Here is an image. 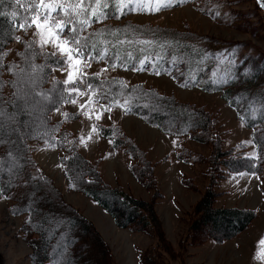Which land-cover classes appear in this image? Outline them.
<instances>
[{
  "label": "trees",
  "instance_id": "16d2710c",
  "mask_svg": "<svg viewBox=\"0 0 264 264\" xmlns=\"http://www.w3.org/2000/svg\"><path fill=\"white\" fill-rule=\"evenodd\" d=\"M133 1L55 0L57 7L46 10L41 6L40 0H17V7L13 5L14 0H0V55L8 43L18 38L19 30L24 32L31 26L32 17L36 15L40 19H48L56 30L57 22H63L59 34L64 39L72 40L73 28L76 36L86 39L88 47L83 49L80 55L82 59L104 62L107 67L126 70L137 69L139 64L145 62V67L153 73L167 74L170 77L175 73L174 79L182 87H195L210 93L220 92L226 97L229 105L239 112L240 116L234 112L236 117L247 129L252 130L255 156L247 155L244 150L223 151L218 144L219 138L209 129L211 122L203 109L196 110L180 104L173 97L146 89L140 84L126 86L119 78H101L93 73L82 75L81 81H76L72 86L92 94L105 110L112 109L117 100L125 99L122 106L128 115L138 117L160 132L175 136L190 134L189 137H193V140L210 144L212 151L207 163L217 178L208 175L209 185L199 202L180 221L187 225L185 237L191 245L208 240L224 242L242 232L253 215L249 210L216 208L214 201L218 193L214 188L227 174L246 171L258 175L262 171L264 58H242L236 63L234 60L237 55L234 50L230 57L222 54L232 49V45L226 46L227 44L213 38L200 36L186 29L179 31L133 23L127 19L132 12ZM44 2L47 5L53 0ZM260 5L259 0H256L258 9ZM81 21L91 23L82 24ZM20 25L24 27L21 28ZM21 47L13 61L17 65L0 63V118L3 121L0 123V194L8 196L13 202L8 209L10 214L27 215L21 233L22 239L32 250L30 262L116 264L108 245L94 229L92 222L75 207L64 202L51 180L41 174H33L36 166L30 158L31 146L47 143L62 152L60 160L69 189L99 206L117 227L154 239L143 254L138 256V264H164V257L171 253V248L155 209L161 196L155 186L154 167L146 159L145 152L119 126H96L102 138L107 139L115 150H120L129 157L130 175L142 188L151 190V199L147 201L134 198L120 187L104 183L96 165L79 155L76 139L69 132L62 131L58 133V137L54 136L59 125L50 122L49 114L59 104L67 101L61 90L63 86L58 85L59 88L55 83L50 85L47 82L56 60L50 52L40 53L31 41L23 42ZM29 71L33 77L27 83ZM4 74L11 80L3 78ZM25 88L31 89V97L36 101L31 98L32 102L23 104L19 92ZM45 93L44 100L38 103L39 96ZM67 95L71 99L72 94ZM36 106L39 112L29 115L27 111ZM13 116L14 119H10ZM6 123L9 124L4 127L3 124ZM240 145L242 146L241 143ZM16 147L21 153L17 157L19 165L12 164L11 175H3L1 171L4 162L12 161L11 154ZM177 157L184 162L200 160V156L182 151ZM182 183L187 189L193 187L190 179L182 180ZM39 189L43 190V195L37 197L39 201L30 209L28 204H34L36 200L32 196ZM54 212L65 217L67 228L73 230L75 225L80 228L74 235L66 237L68 249L64 253L58 243L56 248L53 244L59 239V229L54 233L52 228H47L48 217ZM36 213L39 219H35ZM206 223H211L213 230L206 229Z\"/></svg>",
  "mask_w": 264,
  "mask_h": 264
},
{
  "label": "rangeland",
  "instance_id": "374dc122",
  "mask_svg": "<svg viewBox=\"0 0 264 264\" xmlns=\"http://www.w3.org/2000/svg\"><path fill=\"white\" fill-rule=\"evenodd\" d=\"M17 4V0H14L13 5L17 7ZM134 4L136 10L127 18L133 23L157 25L179 31L186 29L200 36L213 38L217 42L227 44L226 46L232 45V49L222 54L230 57L234 50L238 61L249 57L264 58V6L260 5L258 9L256 0H138V3ZM34 17L39 16L34 15L32 19ZM49 26L55 30L50 23ZM25 41H31L40 53H56L52 56L61 63L51 68L47 82L50 85L55 83L57 87L63 86L61 90L67 101L59 104L49 114L50 122L59 125L54 136L58 137V133L62 131L69 132L72 138L76 139L79 155L96 165L104 183L111 187H120L134 198L147 201L151 199V190L142 188L130 175L128 165L131 160L122 151L115 150L107 139L102 138L96 126H119L139 149L146 152V159L154 167L155 186L161 196L155 209L171 248V253L164 257V264H264V244L261 243L264 241V163L260 174L246 171L230 173L214 188L218 193L214 201L216 208L252 211V219L246 228L224 242L208 240L198 245L189 244L190 241L185 237L187 225L180 221L181 217L199 202L203 191L209 185L208 175L217 178L207 163L212 151L210 144L193 140V137H189L190 134L175 136L160 132L140 121L138 117L126 114L120 106L124 105L125 99L117 100L114 108L105 110L92 94L81 89L71 91L74 85L64 84L68 71L66 57L61 56L51 43L42 46L40 32L32 24L24 32L19 30L18 38L5 46L0 55V63L17 65L18 63L13 61ZM80 59L83 62L80 66L81 74L76 81H81L84 74L97 73L102 78L118 76L127 84H140L146 89L173 97L180 104L194 107L196 110L203 109L211 122L209 129L219 138L218 144L223 151L236 149L239 152L244 150L249 156L256 155L252 130L247 129L236 117L235 113L240 116L239 112L229 105L226 97L220 92L206 93L195 87H182L174 79L175 73L170 77L167 74H149L147 71H119ZM141 65L146 66L143 62ZM32 77L29 71L27 83L32 81ZM3 78L9 77L4 74ZM19 94L23 104L36 101L31 97V89L25 88ZM67 94H72L71 99ZM45 96L46 93L40 95L37 102H42ZM38 112L37 106L27 111L29 115ZM262 114L264 116V112ZM97 115H100V119L96 118ZM0 123H3L1 118ZM8 124L3 126L7 127ZM18 149L16 147L13 150L12 161L4 162L1 171L3 175H11L12 164L19 165L17 157H20L21 153ZM180 151L200 156V160L184 162L177 157ZM61 154L58 148L47 143L32 144L30 158L36 166L33 174H41L51 180L60 191L64 202L75 207L92 222L94 229L108 245L116 264H138V256L143 254L154 239L117 227L99 206L84 195L69 189L60 160ZM261 158L264 160V156ZM189 179L193 182L191 189L185 188L182 183V180ZM41 195L42 189L35 192L32 197L36 201L34 204H28L30 209L35 207ZM12 203L8 196L0 194V263L32 264L29 257L31 247L22 239L21 233L27 215L10 214L8 209ZM34 217L39 219L37 213ZM48 218V230L52 228L55 233L59 229V239L53 242L54 248L58 243L64 253L68 249L66 237L74 235L80 228L76 225L75 231L67 228V221L60 213L54 212ZM204 227L213 230L211 223L204 224Z\"/></svg>",
  "mask_w": 264,
  "mask_h": 264
},
{
  "label": "snow or ice",
  "instance_id": "6c2138e0",
  "mask_svg": "<svg viewBox=\"0 0 264 264\" xmlns=\"http://www.w3.org/2000/svg\"><path fill=\"white\" fill-rule=\"evenodd\" d=\"M261 6H264V0H259ZM41 6L45 7L46 10H54L57 7L55 0L52 3L45 5L44 0H40ZM62 7V6H61ZM94 14V13H93ZM81 23H88L90 24L91 21H81ZM31 24L40 32V39L41 45H47L51 43L55 49H58L61 56L66 57V64H67V76L64 81L65 85H74L76 79L81 74L80 73V66L82 65V60L79 58L83 49L88 47L86 39H82L75 35V29H71L73 32L72 40L69 41L67 39H62L59 35V30L63 27V22H57V30H53L49 26L48 19L41 20L39 17H34L31 21ZM23 28V25H20ZM70 45H74L70 46ZM55 52L52 54L55 56ZM54 63L60 64V61H55ZM103 71V70H102ZM71 91H79V89L72 87ZM74 103V101H73ZM97 119H100V115H97ZM10 119H14L10 117ZM264 244V241H261Z\"/></svg>",
  "mask_w": 264,
  "mask_h": 264
},
{
  "label": "crops",
  "instance_id": "0c3cea01",
  "mask_svg": "<svg viewBox=\"0 0 264 264\" xmlns=\"http://www.w3.org/2000/svg\"><path fill=\"white\" fill-rule=\"evenodd\" d=\"M140 121H142V120H140ZM143 122V121H142ZM144 123V122H143ZM146 124V123H145ZM112 125V124H111ZM113 125H115V124H113ZM117 126V125H116ZM154 127V126H153ZM155 128V127H154ZM157 129V128H156ZM121 130H122V128H121ZM123 131V130H122ZM124 132V131H123ZM125 133V132H124ZM130 138V137H129ZM146 153V152H145ZM126 155V154H125ZM127 156V155H126ZM128 157V156H127ZM146 157H147V154H146ZM128 159H129V157H128Z\"/></svg>",
  "mask_w": 264,
  "mask_h": 264
},
{
  "label": "bare ground",
  "instance_id": "6f19581e",
  "mask_svg": "<svg viewBox=\"0 0 264 264\" xmlns=\"http://www.w3.org/2000/svg\"><path fill=\"white\" fill-rule=\"evenodd\" d=\"M101 106V105H100Z\"/></svg>",
  "mask_w": 264,
  "mask_h": 264
}]
</instances>
